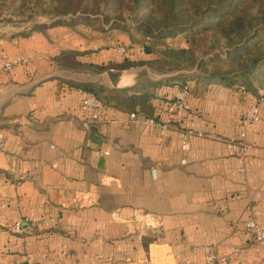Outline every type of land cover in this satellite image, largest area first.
<instances>
[{
    "label": "crops",
    "instance_id": "obj_1",
    "mask_svg": "<svg viewBox=\"0 0 264 264\" xmlns=\"http://www.w3.org/2000/svg\"><path fill=\"white\" fill-rule=\"evenodd\" d=\"M9 29L0 27L2 53L27 62L0 74V264H206L208 249L216 264H264L246 226L264 223V104L242 159L226 141L255 96L237 84L187 81L191 107L165 135L142 118L86 131L77 71L116 59V49L86 53L93 42L63 26ZM182 85L157 93L170 99ZM183 130L192 132L187 153ZM138 208L163 218L160 234L114 219Z\"/></svg>",
    "mask_w": 264,
    "mask_h": 264
},
{
    "label": "trees",
    "instance_id": "obj_2",
    "mask_svg": "<svg viewBox=\"0 0 264 264\" xmlns=\"http://www.w3.org/2000/svg\"><path fill=\"white\" fill-rule=\"evenodd\" d=\"M40 0H35L39 2ZM60 13H76L82 8L86 0H55ZM98 5L101 0H95ZM112 8L123 10L125 8L143 12L137 16L142 28L161 35L183 30H190L192 35L199 32L214 31L215 41L211 48L220 45L227 48L226 57L218 53L210 56L209 62L202 64L204 71L197 75H186L173 72L168 78L160 80H139L134 88L115 89L97 83H74L88 93L100 98L114 114V111L136 112L139 118L161 120L163 114L160 109L165 107V102L158 95V88L163 84L183 79L184 84L188 80L204 81L209 83H221L226 85L237 84L246 88V92L254 95L258 101L264 104V0H104ZM199 31V32H198ZM146 51H151L150 47ZM192 47L168 48L166 58L172 59V63L179 66L181 63H197L192 58ZM184 54V55H183ZM186 56V57H185ZM194 57V54H193ZM220 63L216 69H208L209 63ZM145 64L154 67L152 60L137 62L130 59L128 51L125 60L109 68L125 69L132 66ZM107 65V64H105ZM199 65V64H198ZM201 65L197 66L198 68ZM102 67V68H101ZM225 69V70H224ZM239 83V84H238ZM190 87V86H189ZM263 90V94L259 90ZM160 97V99H159ZM177 116V115H176ZM175 116V117H176ZM99 123L92 124L91 129ZM155 231L154 235L161 233ZM147 242L157 241V237L146 239Z\"/></svg>",
    "mask_w": 264,
    "mask_h": 264
},
{
    "label": "rangeland",
    "instance_id": "obj_3",
    "mask_svg": "<svg viewBox=\"0 0 264 264\" xmlns=\"http://www.w3.org/2000/svg\"><path fill=\"white\" fill-rule=\"evenodd\" d=\"M59 11V5L55 0H40L38 3L35 0H0V27L10 28V32L14 34H23L63 26L68 28L70 34H79L88 42H93L86 53L91 51L101 56L108 50L112 52L116 49V59L108 63H88L89 65H86L82 72L77 71L78 80L88 83L109 85L106 74L108 69H101L100 72L99 68L100 66L108 68L123 62L125 56H121L118 52V48L123 46L127 49L131 60L137 62L152 60L154 63V67L145 64L130 67L134 68L137 81L160 80L178 71L190 76L197 75L204 71L205 67L202 64H205V61L209 62L213 52L226 57L228 50L224 45L211 48L216 37L214 31H198L201 34L192 35L193 32L188 29L161 35V33L142 28L137 16L143 10L135 13L127 8L123 10L112 8L104 0H101L98 5L95 0H86L76 13L62 14ZM147 47H150L151 51H146ZM183 47L194 49L192 58L197 61L196 64L189 62L177 66L172 63V59L166 58L165 53L168 48ZM103 57L100 58L103 59ZM198 64L201 65L199 68ZM219 64L212 62L206 67L214 70L220 66ZM73 75L70 73V76ZM177 81L185 83L183 79Z\"/></svg>",
    "mask_w": 264,
    "mask_h": 264
},
{
    "label": "built area",
    "instance_id": "obj_4",
    "mask_svg": "<svg viewBox=\"0 0 264 264\" xmlns=\"http://www.w3.org/2000/svg\"><path fill=\"white\" fill-rule=\"evenodd\" d=\"M118 52L121 56H125L127 49L123 46L118 48ZM25 62H27V59L23 57L13 59L5 57L0 49V74L10 72L17 64ZM238 92L245 93L246 88L243 85H240ZM190 93L191 91L189 85H182L176 93L165 102V107L163 109L164 115L161 120L145 119V121L149 125L158 128L160 132L165 135L171 128L175 120V116L179 112L188 111L190 109ZM259 93L263 94V90L260 89ZM261 103L262 102L258 101L255 97V101L250 104L240 119V131L226 141V150L229 156L241 159L246 157L248 152L249 132L254 123L260 118ZM80 112L82 115L83 127L86 131H89L94 123H112L118 126H125L139 118V115L136 112H125V117L123 118L116 117L111 112V109L107 106V104H105L95 94L88 92H86L81 99ZM191 135L192 132L188 130L180 131L178 134L180 148L184 153L189 152L192 148ZM198 136H201V134L198 133ZM114 147L121 148L119 144H116V146L114 145ZM104 153L106 155L110 154L109 151H105ZM182 163L185 164L186 159H183ZM239 171L245 172V168L241 167ZM113 216L114 219L119 221H131L136 224L142 234H147L150 231L154 232L155 230L162 228L164 225L163 218L159 214L147 212L146 210L140 208L134 210L131 220L123 218L119 211L114 212ZM246 226L253 234V242L258 246H264V223H260L256 219L252 218L247 222ZM15 230L20 232V223H17ZM206 262V264L217 263L216 256L209 249ZM27 264L34 263L31 260H28Z\"/></svg>",
    "mask_w": 264,
    "mask_h": 264
},
{
    "label": "water",
    "instance_id": "obj_5",
    "mask_svg": "<svg viewBox=\"0 0 264 264\" xmlns=\"http://www.w3.org/2000/svg\"><path fill=\"white\" fill-rule=\"evenodd\" d=\"M112 88L121 89L128 86L135 79L134 68L116 69L110 68L106 71Z\"/></svg>",
    "mask_w": 264,
    "mask_h": 264
}]
</instances>
